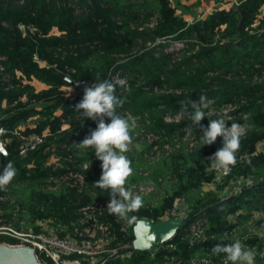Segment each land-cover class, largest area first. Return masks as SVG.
Instances as JSON below:
<instances>
[{"label": "trees", "instance_id": "1", "mask_svg": "<svg viewBox=\"0 0 264 264\" xmlns=\"http://www.w3.org/2000/svg\"><path fill=\"white\" fill-rule=\"evenodd\" d=\"M263 7L264 0H236L228 10H215L206 19L187 22L176 14L171 0H0V55L6 57L5 72L13 75L19 71L25 78L33 77L47 87L39 92L30 85L5 91L0 82V126L12 130L23 127L21 135L40 134L50 128L46 141L24 155L18 153V137L7 135L8 156H0V174L8 162L14 164L17 174L0 190V195L12 196L18 205L27 208L31 226L51 217L55 222L68 223L76 218L78 208L109 197L93 186L99 180L96 167L85 172L88 187L83 192L42 189L51 174V168L45 166L49 148H61L72 132L78 134L81 142L97 127V122L75 111L84 93L72 102L65 100L62 88L69 86L65 76L76 82L90 81L92 85L97 79L107 80L110 71L128 75V84L116 87V95L123 101L117 112L146 114L151 129L170 138L187 128L190 121L168 124L162 119L164 114H176L201 95L213 101L211 107L232 104L236 108L228 115L208 114V109L201 121L205 127L210 119L220 118L228 122V127L232 123L245 125L237 164L223 181L224 185L232 180L242 181V185L229 197H212L205 203L200 197H192L215 178L206 158L222 147V137L212 145L203 146L201 142L190 151L174 152L149 166L142 151L138 162L133 161L138 153L128 156L134 170L128 182L151 181L155 185L151 194L142 196L144 206L130 215L157 223L176 200L186 199L189 203L176 236L164 244H174V250L160 248L156 255L136 251L131 258L116 260L115 264H163L164 256L188 264L201 248L232 228L229 216L243 210L264 209V149L259 147L264 141ZM153 18L155 24L149 27ZM20 24L34 31L24 37L18 29ZM54 30L57 34H53ZM173 41H185L188 47L165 53L163 49ZM35 54L49 68H40L34 61ZM155 87L158 91H171L156 93ZM57 109H62L68 125L61 133H57L60 118L53 117ZM34 117L36 120H32ZM104 119L110 123L109 118ZM30 122L34 127L29 126ZM199 131L194 129L192 133ZM93 155L94 150H87L77 164L81 166ZM139 163L150 169L147 177L136 173ZM1 206L9 207L6 203ZM201 215L208 218V240L190 246L180 237ZM113 222L118 240H134L136 222L129 224L127 234L119 232L121 221ZM6 240L9 239L0 237V241ZM256 264L263 263L257 260Z\"/></svg>", "mask_w": 264, "mask_h": 264}, {"label": "built area", "instance_id": "2", "mask_svg": "<svg viewBox=\"0 0 264 264\" xmlns=\"http://www.w3.org/2000/svg\"><path fill=\"white\" fill-rule=\"evenodd\" d=\"M154 22V18L151 19L148 26L153 27ZM18 29L24 37L34 31L32 27L22 24L18 25ZM187 47L188 43L185 41H173L163 50L165 53H175ZM34 61L40 68H49L46 61L40 59L36 54L34 55ZM5 62L6 57L0 55V73H3L0 82L5 91L12 89L14 86L21 88L26 85L32 86L33 77L29 80L19 71H15L13 75L6 73ZM106 78L114 82L118 81L117 85L119 86H126L130 80V77L121 71H110ZM14 80L18 82L14 84ZM62 91L65 100L68 102H72L75 98L81 96V92L77 91L73 85L63 87ZM153 91L157 93L170 92L171 90L158 91L155 87ZM176 92L179 93V91ZM22 101H25V98H22ZM235 108L232 104L221 108L211 107L207 113L228 115ZM118 113L124 117L131 115L137 118L136 127L131 130L133 142L130 145V150L125 155L127 157L132 155L135 145L143 142L146 148L142 151V156L149 165L163 157L170 156L174 152L190 151L201 143V131L190 135L188 129L183 127L180 133L170 138L152 130L151 120L146 114H131L128 111H119ZM176 114L166 113L162 119L168 124L187 121L176 118ZM62 116V109H57L53 113V117L60 118L61 128L57 133H61L68 127ZM227 119L230 120L231 117H227ZM32 120H36V117ZM242 126L245 128V125ZM0 129L3 130L0 132V148L5 149V152H0L2 157L8 156L9 138L7 135L18 137L19 145L17 149L20 155L36 150L50 136L49 127H46L40 134L30 133L27 135L19 133V131L24 130L23 127L12 130L0 126ZM77 136V133L73 134L72 132L69 140L61 148H49L50 156L45 166L51 168V174L47 177L42 189L58 192L60 189L65 188L83 192L88 187L85 172L94 167L98 168L97 174L100 178L102 162L97 160L95 155L91 156L81 166L77 164L78 159L84 157L87 152V150L77 145L80 143ZM259 147L264 149V141L259 144ZM209 170L214 173L215 178L212 182L203 184V186L223 183L224 178L233 171V166L230 171L214 170L210 166ZM139 171V175L147 177L150 169ZM127 187L134 194H140L141 196L151 194L155 189V185L151 181H147L146 184L128 182ZM180 200L182 199L175 201L174 207L161 217L160 221H166L170 218L184 220L185 211L183 212L181 208L178 209L176 206ZM108 202L109 197L97 199L87 206L78 208L76 218L68 223L55 222L56 219L51 217L46 220H38L34 226H31L28 224L29 214L27 208L18 205L12 196L0 195V237L9 239L0 241V245L30 247L42 264H115L116 260L125 261L131 258L136 250L133 247V241L125 242L117 239L113 221H121L119 232L122 234L128 233L130 223L128 220L109 215L106 211ZM5 203L9 207L3 209L1 204ZM228 221L232 228L218 236L215 241L206 245L205 248H201L200 252L189 259L188 264H205V262L207 264H224L223 256H216L211 250L217 243L228 244L236 240H240L248 250H254L257 253L256 262L260 260L264 264V245L262 244L264 239V209L255 208L249 212L246 210L239 211L229 216ZM207 225L208 218L201 215L189 226L187 233L182 235L180 240L187 241L190 246L205 244L208 240L206 235ZM164 244L156 248L157 253L160 248L168 251L175 249L174 244ZM164 258L163 264H182L180 259L168 256H164Z\"/></svg>", "mask_w": 264, "mask_h": 264}, {"label": "clouds", "instance_id": "3", "mask_svg": "<svg viewBox=\"0 0 264 264\" xmlns=\"http://www.w3.org/2000/svg\"><path fill=\"white\" fill-rule=\"evenodd\" d=\"M96 81L85 87L83 98L75 105V111L85 119L97 122V127L77 145L85 150H94L96 159L102 162V174L93 186L108 193V214L128 220L129 223L138 222V218L130 214L139 211L144 206V201L140 194H134L127 187L134 170L131 160L125 155L132 144L131 130L136 127L137 118L131 115L124 117L117 112V107L123 104L116 95L118 81ZM212 103V100L201 95L198 101L191 100L190 105L182 106L176 118L190 121L187 127L190 135L194 129L202 132L200 141L203 146L212 145L218 137H222V147L206 159L210 161L212 169L230 171L237 164L236 154L241 147L245 128L238 123H232L228 127V122L222 118L210 119L206 127L202 125L201 121ZM105 117L109 118L110 123L105 122ZM0 152H5V149L0 148ZM16 174L14 164L8 162L0 174V190L5 189ZM211 251L216 256H223L224 264H256L257 253L248 250L240 240L228 244L217 243Z\"/></svg>", "mask_w": 264, "mask_h": 264}, {"label": "water", "instance_id": "4", "mask_svg": "<svg viewBox=\"0 0 264 264\" xmlns=\"http://www.w3.org/2000/svg\"><path fill=\"white\" fill-rule=\"evenodd\" d=\"M65 82L84 93L85 87L90 86V81L76 82L69 76L64 77ZM79 83V84H77ZM182 226V220L168 219L166 222L152 223L148 220H140L136 223L133 233V247L138 252L157 254V247L174 238L178 229ZM0 264H42L36 257L32 248L26 246L0 245Z\"/></svg>", "mask_w": 264, "mask_h": 264}, {"label": "rangeland", "instance_id": "5", "mask_svg": "<svg viewBox=\"0 0 264 264\" xmlns=\"http://www.w3.org/2000/svg\"><path fill=\"white\" fill-rule=\"evenodd\" d=\"M235 1L236 0H219L218 2H215L214 0H171V5L176 8L177 15H180L187 22H192L194 20L206 19L215 10H228ZM262 11L264 13V7ZM53 34H57V32L54 30ZM31 85L34 87L36 92L47 88L45 85L35 83L33 80L31 81ZM29 126L31 128L33 127L32 122L29 123ZM145 148L146 145L143 142L135 145L134 153L138 154H135V156L133 157L134 163L139 161V152L143 151ZM147 165L149 166L148 163ZM147 165H145L144 163H139L136 168H138V171L149 169ZM138 171H136L137 174L140 173V171ZM223 183H220L219 185H204L197 193L193 194L192 197L193 199L196 197H200L204 200L203 202L205 203L212 197H229L231 194L237 191L240 185H242V181L236 182L234 180L229 181L226 185H224ZM156 198V196L152 197V202H154ZM188 203L189 200L182 199L177 203L176 206L178 209L181 208L184 212L186 209H188ZM166 221H168V219Z\"/></svg>", "mask_w": 264, "mask_h": 264}, {"label": "crops", "instance_id": "6", "mask_svg": "<svg viewBox=\"0 0 264 264\" xmlns=\"http://www.w3.org/2000/svg\"><path fill=\"white\" fill-rule=\"evenodd\" d=\"M34 82H35V83H38V84H40V85H43V84H41V83H39V82H37V81H35V80H34ZM138 156L140 157V155H138Z\"/></svg>", "mask_w": 264, "mask_h": 264}]
</instances>
